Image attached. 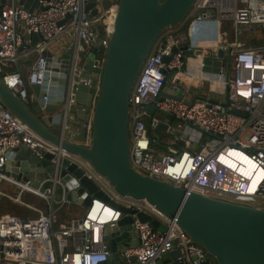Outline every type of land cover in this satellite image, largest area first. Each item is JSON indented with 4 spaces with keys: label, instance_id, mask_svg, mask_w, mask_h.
<instances>
[{
    "label": "built area",
    "instance_id": "1",
    "mask_svg": "<svg viewBox=\"0 0 264 264\" xmlns=\"http://www.w3.org/2000/svg\"><path fill=\"white\" fill-rule=\"evenodd\" d=\"M14 1L7 0L0 10V77L30 104L33 86L48 89L54 75L61 78L62 55L71 49L67 89L61 106L53 110L61 117L59 137L73 142L82 129L91 132V124L75 123L72 113L79 87H90L94 80L85 63L95 47H108L117 8L106 9L104 0H98V12L92 16V10L86 12L91 0H32L33 10ZM223 21L233 25L231 42L212 40L219 36ZM258 29L264 31V0H196L182 24L163 32L129 98V156L136 171L188 192L261 208L255 204L264 202V33L255 43L247 38L258 35ZM192 33L203 43L194 44ZM34 35H41L44 41L34 44ZM26 62L27 71L19 70ZM9 65L15 70H7ZM101 67L98 58L92 69ZM214 84L219 90L228 86V105L206 93ZM43 99L47 101V96ZM147 105H155L173 118L164 120L158 112L151 115L144 110ZM41 109L46 113L45 106ZM160 123L167 129L156 134ZM211 134L221 140L214 149L208 148L216 138ZM21 145L39 157L54 155L50 187L41 192L44 182L35 189L29 182L16 183L1 172L0 183L12 182L42 198L49 214L26 220L0 216V264H164V256L178 250L181 254L176 260L184 264H217L191 242L176 220L145 200L119 195L88 162L37 135L0 103V171L7 164V155ZM64 160L83 168L108 201L93 198L84 216L55 229V217L68 203L65 192L57 195L59 188L64 189L60 176ZM118 206L149 214L166 229L156 231L133 215L131 225L138 237L129 246L118 248L116 261L110 258L105 237L123 218Z\"/></svg>",
    "mask_w": 264,
    "mask_h": 264
},
{
    "label": "water",
    "instance_id": "2",
    "mask_svg": "<svg viewBox=\"0 0 264 264\" xmlns=\"http://www.w3.org/2000/svg\"><path fill=\"white\" fill-rule=\"evenodd\" d=\"M6 2L0 1V10ZM14 2L31 10L35 6L32 0ZM195 2L119 0L114 32L108 47H95L88 56L85 70L94 73V80L90 87H79L76 111L72 113L75 123L91 124V133L82 129L73 142L62 140L58 135L61 117L53 109L61 106L67 89L65 74L69 68L71 49L62 55L61 78L57 79L54 75L48 89L46 86H33L34 94L30 104H26L0 77V103L37 135L88 162L119 195L145 200L169 219L176 220L191 242L202 247L217 264H264V208L188 192L179 186L141 174L130 162L129 98L133 87L159 37L166 29L182 24ZM97 4L98 0H91L86 6V12L92 10L91 15H96ZM31 38L34 44L39 40L44 41L41 35ZM99 55L104 56L102 67L92 69L93 64L98 63ZM223 55V51H220L219 56ZM228 62L230 65V57ZM228 90L227 86V94ZM202 91V88L199 89L200 93ZM44 96H47V101H44ZM181 96L182 93H179L178 97ZM225 104L228 105V101ZM40 105L46 107V113L42 112ZM144 110L151 115L158 112L163 117L173 118L155 105H147ZM166 129L167 125L160 123L155 133L160 134ZM211 136L220 139L218 135ZM86 140L87 145L84 144ZM7 157V164L0 171L3 175L16 183L29 182L35 189L44 182L41 192L50 187L49 180L54 177L53 154L46 153L39 157L26 145H21ZM60 176L64 189L59 188L57 195L61 196L65 192L68 203L87 209L93 198L108 201L99 186L77 164L64 160ZM118 208L123 212V218L105 237L111 252L110 258L116 261L118 248L129 246L132 239L138 237L131 225L133 215L141 222H148L156 231L166 229L149 214L123 206ZM180 254L178 250L165 255L164 264H184L182 260H176ZM0 256L3 257V254Z\"/></svg>",
    "mask_w": 264,
    "mask_h": 264
},
{
    "label": "rangeland",
    "instance_id": "3",
    "mask_svg": "<svg viewBox=\"0 0 264 264\" xmlns=\"http://www.w3.org/2000/svg\"><path fill=\"white\" fill-rule=\"evenodd\" d=\"M118 3L119 1L117 0L115 3V7H118ZM113 5L111 0H104V6L106 8L111 7ZM233 32H234V28L231 22L229 21H223L219 24V36L217 38L212 39L213 41H221L223 43L226 42H231L233 40ZM264 33L263 30L258 29L256 31L255 36H247V38H249L248 40L252 43L257 42V40L259 38H262V35ZM191 39L193 40V43H203V39L199 38L198 35L196 33H192L191 34ZM262 41H264V39H261ZM261 40H259V42H262ZM35 56V55H34ZM9 71H13L15 70V67L13 65H9L6 68ZM231 79H234V68L232 67V75H231ZM225 89V88H223ZM219 90V87L217 85H212L211 87L207 88L206 93L209 94H215L217 93V91ZM166 92H170V89L168 87H166L165 89ZM162 119L166 120V119H171V118H166L161 116ZM173 124L176 126V122L174 121ZM91 133V132H90ZM175 134H179V132H175ZM221 144V140L219 138H215L214 141L208 143V148L209 149H214L216 147H218ZM7 184L6 182H2L0 184V188L1 187H5ZM15 194L17 195L18 199L16 200V197L11 200H8L7 202H1L0 201V210H1V214H10L13 216H21V217H25L28 219H34V218H38L40 216H46L49 214V211H47V202L45 200H43L42 198L35 196L34 194H30V193H23L22 190L16 188V192ZM23 197H22V196ZM261 208H264V202H260L255 204ZM2 208V209H1ZM62 211L60 213H58L55 217V222L61 217V215L63 216V224L68 223L71 219L73 218H79L85 215L86 213V208L77 204H73V203H66V205L63 207V209H61ZM61 223V224H62ZM60 224L57 225L55 227V229H59Z\"/></svg>",
    "mask_w": 264,
    "mask_h": 264
},
{
    "label": "crops",
    "instance_id": "4",
    "mask_svg": "<svg viewBox=\"0 0 264 264\" xmlns=\"http://www.w3.org/2000/svg\"><path fill=\"white\" fill-rule=\"evenodd\" d=\"M113 5L111 7H115V3L117 0H111ZM119 1V0H118ZM105 7V6H104ZM111 7H108L106 9H109ZM29 64V62H26L21 68L18 67V69L20 70H25L24 72L27 71V65ZM214 99H217V100H220L222 102H226L227 100V93H226V90L225 89H221V90H218L217 93L211 95ZM76 111V108L74 109V112ZM164 136V135H163ZM3 182H6V186L5 187H1L0 188V201L1 202H7L8 200H11L13 199V197L15 198L16 197V200L18 199L17 195L15 194L16 192V188L22 190L19 186L15 185L14 183L12 182H7V181H3ZM2 183V182H1ZM0 183V184H1ZM23 193H29V192H26L24 190H22ZM31 194V193H30ZM22 196V195H21ZM23 197V196H22ZM3 215L0 213V216ZM21 217V216H20Z\"/></svg>",
    "mask_w": 264,
    "mask_h": 264
},
{
    "label": "trees",
    "instance_id": "5",
    "mask_svg": "<svg viewBox=\"0 0 264 264\" xmlns=\"http://www.w3.org/2000/svg\"><path fill=\"white\" fill-rule=\"evenodd\" d=\"M100 60H104V56H101V55H99V57H98ZM46 207H47V211H49L48 210V204L46 205ZM2 209V208H1ZM62 210H60L59 211V213L61 212ZM64 219H63V216L61 215V217L56 221V222H54V227H56L57 225H61V223H62V221H63ZM63 224V223H62Z\"/></svg>",
    "mask_w": 264,
    "mask_h": 264
}]
</instances>
